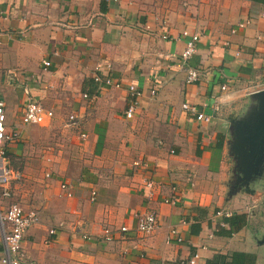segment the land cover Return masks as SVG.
Listing matches in <instances>:
<instances>
[{
  "label": "crops",
  "instance_id": "obj_1",
  "mask_svg": "<svg viewBox=\"0 0 264 264\" xmlns=\"http://www.w3.org/2000/svg\"><path fill=\"white\" fill-rule=\"evenodd\" d=\"M263 10L259 0H0L5 131L31 139L40 132L36 126H44L65 133L60 142L72 140L52 158L49 178H42L40 160L38 172L23 170L24 178L10 185L9 200L38 216L21 240L27 262L170 264L196 253V264H204L214 253L238 251L253 254L257 264L243 237L246 224L228 236L218 234L214 212L232 201L226 182L234 114L253 110L254 94L264 90ZM240 21L244 26L235 29ZM190 35L197 37L194 51L182 63L179 54ZM42 60L49 63L44 70ZM188 68L199 73L193 83H185ZM94 75L119 87L95 83ZM22 85L54 114L53 121L19 124ZM127 85L139 95L125 120ZM82 94L96 98L86 105ZM181 103L209 120L195 121ZM69 113L80 117L83 141L61 119ZM5 146L17 154L16 145ZM137 160L142 166L133 167ZM144 179L154 182V199L145 198ZM60 182H68L70 197L63 196ZM170 188L178 202H157ZM147 209L155 212L157 228L140 237L131 232L133 215ZM104 226L128 231L102 242L97 235ZM50 228L55 233L45 244ZM170 228L180 242L164 241ZM82 234L91 238L82 240ZM2 251L0 237V256Z\"/></svg>",
  "mask_w": 264,
  "mask_h": 264
},
{
  "label": "built area",
  "instance_id": "obj_2",
  "mask_svg": "<svg viewBox=\"0 0 264 264\" xmlns=\"http://www.w3.org/2000/svg\"><path fill=\"white\" fill-rule=\"evenodd\" d=\"M262 16L264 17V10L262 11ZM245 22H237L234 28H242ZM234 28L230 29V33H233ZM181 36H186L185 31L180 32ZM197 39L196 35H190L184 48L180 53V61L185 62L189 56L194 51V41ZM264 41V38L261 39ZM41 68L44 70L48 65L47 60H42L40 62ZM199 73L196 69L188 68L185 73V83H193L198 79ZM93 82L101 83L112 88H118L119 83L112 81L108 77L100 78L97 75L92 77ZM226 85H220L219 90H225ZM22 101L18 105L17 118L19 124L23 126H32V125H43L47 123L52 118V112L50 110L44 109L40 103L34 99L28 92L27 86L22 85ZM127 92V103L122 111V117L127 120L130 119L134 110L137 107V98L139 92L133 85L126 86ZM149 94L153 95L154 90L150 89ZM81 98L86 101V105H90L92 101L95 100L96 94H92L87 97L85 94L81 95ZM180 109L190 113L193 116L195 121L207 122L209 117L203 115L201 112H197L193 106H189L186 103L180 104ZM4 108L3 103L0 100V237L3 245V251L0 256V264H31L26 261L25 255L21 247L22 236L25 231L35 225L38 221L37 213L33 210H28L26 212L22 211L19 205L15 202L9 200L11 191V183L17 182L20 178L18 171L12 170L8 165L7 161L4 158L5 145L16 142L18 140V133L16 130L5 131L4 128ZM65 125L71 128L76 133L77 140L83 141L86 137V134L81 128V119L75 113H70L66 117ZM49 157H44L43 163L49 165ZM133 167L142 166L139 160L132 163ZM49 168H46L42 172L43 178H49L50 171ZM141 186L144 188V195L147 200L154 199L156 186L151 179H144ZM59 190L62 192L63 196L70 197V185L67 182H60L58 185ZM95 196V191L90 190L88 193L89 201H92ZM161 204H166L168 206H174L178 202V197L173 192V189L170 188V192L167 196L161 197L157 200ZM217 216L225 217L227 214L219 215L218 212L214 213ZM133 227L131 232L140 237L148 236L154 232L157 228V219L156 214L152 209H147L141 213H136L133 215ZM220 227L224 225L220 222L218 224ZM128 228L125 226H119L116 229L110 226H104L100 229L97 238L103 242H111L114 237H122L126 234ZM55 229L50 228L46 231L45 244L51 242V237L54 235ZM82 240H88L91 236L87 234H82L80 236ZM170 240H174L175 243L180 242V239L176 236V231L173 228H170L165 236L164 241L167 243ZM198 255L192 253L187 258L180 259L170 264H196Z\"/></svg>",
  "mask_w": 264,
  "mask_h": 264
},
{
  "label": "rangeland",
  "instance_id": "obj_3",
  "mask_svg": "<svg viewBox=\"0 0 264 264\" xmlns=\"http://www.w3.org/2000/svg\"><path fill=\"white\" fill-rule=\"evenodd\" d=\"M235 114L233 121L243 118V115L239 112V110H237ZM67 115L63 118L61 117L63 122L66 121ZM54 119L55 116L53 114L51 120L53 121ZM5 121L8 123L7 116L5 117ZM36 127L40 129V132L36 135H32L31 139L22 136L21 138H18L16 142H12L13 145L18 147L17 154H13L8 151L4 152V158L7 161V165L12 170L21 173V175L22 173L26 174L23 170L28 172L30 170H35L38 172L40 160L41 162L44 161V157L47 156L50 159L49 165H46V163L43 164L42 172L45 167L49 168L48 170L50 171L53 166L51 163L52 158L55 157L56 153L57 155H60V152L61 154L63 152L65 153V148L69 146V143H72V140L70 142V139L68 140L69 142L67 141L68 144H66L64 140L60 142L61 138L65 137V133L63 136H59V132H55L53 128H46L44 126ZM72 132L73 137H75V132L73 130ZM68 133H70V131H68ZM229 137L228 153L232 156V158L230 157L232 162L229 166L230 169L228 170L226 183L227 186H229L227 198H230V201H232L229 203V208H222L221 210H217L215 212H218L219 215L227 214L229 216L231 213H236L235 211H241L245 215L246 226L243 231V237H245V240L248 242L249 249L253 250L255 253L257 257V264H264V241H262L264 236V152L262 153L260 163L255 165V174H250V179L247 180V175L242 176L243 169L242 165L238 163L237 155H235V153L232 154L231 147L235 140L232 132L229 134ZM60 144L63 145L61 151H59L60 146H58ZM30 173H32V171H30ZM20 178L23 179L24 176ZM245 182L246 185H244ZM244 186H247L248 190H251L252 192L250 193L248 190H245ZM220 217L221 216H219V218Z\"/></svg>",
  "mask_w": 264,
  "mask_h": 264
},
{
  "label": "water",
  "instance_id": "obj_4",
  "mask_svg": "<svg viewBox=\"0 0 264 264\" xmlns=\"http://www.w3.org/2000/svg\"><path fill=\"white\" fill-rule=\"evenodd\" d=\"M254 95L258 100L257 106L247 111L242 119L233 121L231 125V132L235 139L231 147L232 154L237 155L238 163L243 169L242 176L247 175V180L250 179V174H255V165L260 163L264 152V90ZM244 189L248 190L247 186H244Z\"/></svg>",
  "mask_w": 264,
  "mask_h": 264
},
{
  "label": "trees",
  "instance_id": "obj_5",
  "mask_svg": "<svg viewBox=\"0 0 264 264\" xmlns=\"http://www.w3.org/2000/svg\"><path fill=\"white\" fill-rule=\"evenodd\" d=\"M264 2V0H259ZM220 222L225 226L216 225L218 234L228 236L231 231H236L242 228L245 223V215L243 213H231L227 217H220ZM255 257L253 254L230 251L227 253H214L204 264H254Z\"/></svg>",
  "mask_w": 264,
  "mask_h": 264
}]
</instances>
